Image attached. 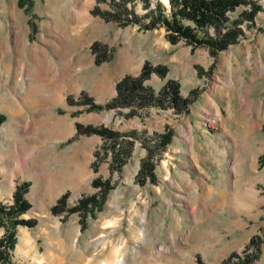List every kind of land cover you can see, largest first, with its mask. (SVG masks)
Wrapping results in <instances>:
<instances>
[{
	"label": "rangeland",
	"instance_id": "rangeland-1",
	"mask_svg": "<svg viewBox=\"0 0 264 264\" xmlns=\"http://www.w3.org/2000/svg\"><path fill=\"white\" fill-rule=\"evenodd\" d=\"M253 1V23L243 20L238 42L212 56L171 43L160 23L147 27L157 4L165 16L175 10L170 0H0V202L12 205L28 182L30 208L18 219L33 222L12 228L6 264H107L119 243L124 264H264V0ZM145 63L163 74L144 85L177 82L192 100L184 111L91 109ZM76 125L133 133L130 157L112 163L109 142ZM148 151L150 180L140 175ZM115 190L121 203L107 210ZM92 195L96 203L79 205ZM7 222L0 217V239ZM22 233L35 241L24 254Z\"/></svg>",
	"mask_w": 264,
	"mask_h": 264
},
{
	"label": "trees",
	"instance_id": "trees-1",
	"mask_svg": "<svg viewBox=\"0 0 264 264\" xmlns=\"http://www.w3.org/2000/svg\"><path fill=\"white\" fill-rule=\"evenodd\" d=\"M172 7L175 10L171 11L169 15L165 16L160 4L149 14V23L147 27L151 28L160 23L166 30L167 38L171 43H176L179 39H183L190 44L192 48L204 46L207 47L212 56H216L219 51L227 49L230 45L238 42L243 35L240 24L246 20L249 24L254 21L255 14L261 10L253 0H170ZM22 5L30 3V0H19ZM245 7L237 18L231 20L230 13L239 7ZM106 18V17H105ZM188 22V23H184ZM212 33L209 35V29ZM151 72L163 74L161 68H153L148 63L142 67L140 74L137 77L124 76L115 86L116 95L108 101L104 106L91 105V109L99 110L100 108L115 109L129 107L128 115L134 114L136 109H148L151 106H158L160 108L172 106L177 113H181L192 101L191 98H183L180 95L179 84L174 81H167L165 85L155 92L151 88L144 85V81L150 76ZM167 104V105H166ZM3 121V116L0 114V124ZM78 133H95L106 140L111 152L112 163H118L119 167L126 162L132 152L133 140L131 136L133 133L121 135L117 132L107 130L105 128H93L87 126L82 129L80 125H76ZM124 137V138H122ZM124 139L126 148L120 147L118 140ZM159 150H163L169 141V136L164 135L159 139ZM108 153V152H106ZM152 151L147 152V159L142 161L140 168V175L148 176L150 180L152 177L151 163ZM145 172V174H144ZM94 185H100L98 181ZM29 188L28 182H22L17 185L13 193V202L9 207H5L0 202V217L8 222L7 235L0 239V264L9 263L7 250L13 244L12 228L16 224H24L32 226L30 220L18 219L23 213H26L30 208V203L25 198ZM66 200V193L58 200L57 204L53 206L51 211L57 212L58 205H63ZM95 196H87L79 201V205L87 208L88 204H94ZM256 238H251L247 246L255 243ZM264 243V241H263ZM259 245H257V249ZM231 254L230 257H234ZM254 257L247 255L243 263H250Z\"/></svg>",
	"mask_w": 264,
	"mask_h": 264
},
{
	"label": "bare ground",
	"instance_id": "bare-ground-1",
	"mask_svg": "<svg viewBox=\"0 0 264 264\" xmlns=\"http://www.w3.org/2000/svg\"><path fill=\"white\" fill-rule=\"evenodd\" d=\"M152 1H155V0H152ZM86 24V23H85ZM79 26V25H78ZM79 28V27H78ZM109 119V116H106V120ZM58 123V122H57ZM62 123V122H61ZM59 123V125L61 124ZM58 125V124H57ZM61 128V127H60ZM141 156L140 153H136L135 154V157H134V162L131 163L130 165H128L125 169V177H124V181L123 182H128V183H131V177L132 175L134 174V171H135V168L137 167V160L138 158ZM120 195L121 193L117 192L116 190L113 191L110 196H109V199L107 201V204H106V209L107 210H110V209H113L115 207H117L119 205L120 202ZM23 232V231H22ZM25 232V231H24ZM21 233V232H20ZM26 233V232H25ZM35 241L31 240V238L22 233L20 236H19V242L17 244V248H16V251L17 252H21L24 254V248L27 247L28 245H32V248L34 247V243ZM121 247V243H119L117 245V247L111 251V254L112 257L110 259V261H108L107 264H124V258L122 256H119L117 253H118V250L119 248ZM120 251V250H119ZM110 258V257H109ZM41 261V259L39 260Z\"/></svg>",
	"mask_w": 264,
	"mask_h": 264
}]
</instances>
